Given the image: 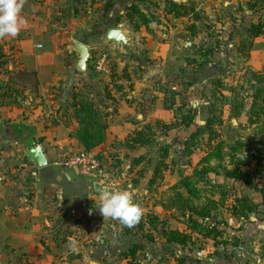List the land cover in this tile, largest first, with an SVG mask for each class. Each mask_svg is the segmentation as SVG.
<instances>
[{"label": "rangeland", "instance_id": "rangeland-1", "mask_svg": "<svg viewBox=\"0 0 264 264\" xmlns=\"http://www.w3.org/2000/svg\"><path fill=\"white\" fill-rule=\"evenodd\" d=\"M77 2L82 3L81 0ZM104 2L100 0V6H94L95 9H91L86 18L79 16L67 22L74 29L69 37L80 39L90 48L85 72L72 70L76 80L71 94L86 99L94 97L96 107L103 115L105 113V121L112 119L107 118L105 109L98 107L104 105L100 103L103 100L110 104L107 112L111 115L120 113L118 107L125 112L121 106L129 105L133 107L131 120H135V113H140L143 121L137 125L151 127L147 132L152 143L142 150L140 155L144 159L135 169L137 174L134 173L133 180H125L126 175L123 177L122 173H116L112 178L118 190H128L132 194L134 203L143 211L142 217L153 214L161 220L156 223L158 229L150 230L147 224L144 228L140 227L141 219L133 227H127L118 220L102 217L93 229L86 227L74 233L68 232V237L77 239V250L69 251L67 243L58 245L57 250H53L52 264H62V252L63 255L79 253L81 261L85 257L99 264H127L122 253L132 244L142 246L133 258L137 264H177L178 258L186 259L185 264H193L195 259L204 264L206 257L212 254L220 256V253L226 255L234 251L232 246H225L220 240L214 244L195 236L186 246L167 243L160 231L163 226L184 229L186 225L183 214L174 207L169 210L164 207L172 198V187L185 177H191L197 190V196L189 200L191 203L199 206L207 203L208 199L213 200L211 214L219 223L223 238L246 234V228H253L257 222L264 224V102H261L263 112L256 117L249 109L252 100L247 98L256 88L264 89V35L253 38L247 30L253 22H264L262 0H179L173 2L180 7L178 13L167 10L166 0L138 2L148 19L147 25L138 18L133 23L124 21L122 8L130 0H120L117 21L111 19L106 26L99 22L103 19L100 10ZM114 24H119L133 38L134 59H123L119 51L104 45V32ZM135 25H138L137 29ZM5 48V59L12 62V53ZM73 51L71 44L70 57L66 62L72 68L76 60ZM101 52L108 57L109 70L106 74L98 73L94 68L97 54ZM6 69V66L2 67L3 71ZM254 74L263 81L257 82ZM26 78L33 87V79ZM107 79L114 80V83L108 85ZM4 80L0 78V86ZM19 80L25 81V76ZM116 85L120 88L117 89ZM49 89L56 88L52 86ZM114 89L119 93L113 98ZM53 93V97H48V104L57 110L65 108L67 112L64 115L73 118L71 100L61 99L59 89ZM192 110L196 115L190 127L165 128L164 124L177 122L182 114ZM237 112L239 115L234 116ZM210 117L215 120L211 127L218 134L217 140L222 142L223 151L232 153L231 148L239 142L241 145L236 157L261 155L260 173L255 166L249 165L245 168L244 181L215 173H208L202 178L194 175L205 165L204 157L216 141L206 143L205 131L191 154L185 153L182 143L190 132L202 128ZM218 120L221 123H217ZM115 126H122L121 120ZM161 147L167 148V156L163 160L164 165H160V173L154 175ZM2 148L0 146V151ZM227 161L225 156L222 165L229 166ZM209 165L218 166V163L211 159ZM152 175L154 180L149 182ZM178 190L187 197L183 188ZM239 197L255 205V212L249 213L247 219L236 220L227 207ZM261 235L264 239V231ZM263 248L264 244L260 245L259 252Z\"/></svg>", "mask_w": 264, "mask_h": 264}, {"label": "crops", "instance_id": "crops-1", "mask_svg": "<svg viewBox=\"0 0 264 264\" xmlns=\"http://www.w3.org/2000/svg\"><path fill=\"white\" fill-rule=\"evenodd\" d=\"M81 1L24 0L19 14L24 23L18 35L2 38L1 45L10 50L13 60L8 62L5 56L2 61L6 62L0 64V78H5L0 86V264H52L53 250L67 243L68 232L93 229L102 218L97 209L101 189H95L96 183L51 164L71 151L84 149L76 136L77 123L64 115L67 110L48 104V97H53L52 92L57 89L64 101L72 97L75 63L72 68L66 60L73 41L81 40L69 37L74 29L67 22L79 16L86 18L94 6H100V0ZM115 10L99 22L108 23L117 13ZM3 47L2 53L6 52ZM23 76L26 80H19ZM26 77L33 79V87ZM106 82L110 85L114 80ZM52 86L56 89H49ZM118 93L114 89L111 95L114 98ZM91 99L96 104V99ZM100 103L104 105L98 107L105 109L112 121H106L105 139L92 150L111 176L122 173L125 180H133L135 169L143 162L134 159L141 157L146 146L127 147L125 141L144 127L137 125L143 121L142 115L135 113L137 120H131L133 107L129 105L121 106L125 112L118 107L120 113L111 115L107 100ZM119 120L122 126H115ZM29 136L41 145L48 161L46 166L37 167L24 155L23 141ZM127 167L129 170L125 171ZM263 225L257 222L253 228H246V234L234 235L237 245H226L234 251L212 254L204 264H264V248L263 253L258 249L264 244ZM62 255V264L92 261L85 257L81 261L79 253Z\"/></svg>", "mask_w": 264, "mask_h": 264}, {"label": "trees", "instance_id": "trees-1", "mask_svg": "<svg viewBox=\"0 0 264 264\" xmlns=\"http://www.w3.org/2000/svg\"><path fill=\"white\" fill-rule=\"evenodd\" d=\"M147 0H130L128 4H126V7L122 8V13L124 21H128L129 23L135 22V19L138 18L142 21L143 24H148V19L143 13V11L139 8L138 2H145ZM168 4V11L170 12H177V10L180 8L179 5L166 0ZM264 4V0H262ZM116 6V10L114 9V5ZM121 4L120 0H116V2H112L111 0H105V2L102 5L101 12L103 17H106L107 14L110 12L112 13L114 10L117 11L118 5ZM254 6V5H253ZM119 8V7H118ZM178 13V12H177ZM118 13H115L114 16L111 18L114 21H117ZM109 19V20H111ZM109 23V22H108ZM108 23L104 24L105 26L108 25ZM136 29L138 28V25H135ZM247 30L251 33L253 38H256L262 34H264V22L258 21L253 22ZM1 52V51H0ZM5 57L4 53H0V58ZM6 61L1 59L0 64H4ZM24 74V73H23ZM33 74V73H26ZM255 78L257 82L263 81L259 75H255ZM117 89L120 88V86H115ZM247 98H251V103L249 106L250 111L258 117V115L263 112V107L261 105V102H264V89L263 87L256 88L250 96ZM260 100V101H259ZM71 106H72V114L73 119L77 123L78 127L76 130V136L80 143L83 145L85 149H93L95 146L101 144L106 136V128L107 124L104 119V115L101 113L97 107L96 104L92 99H86L83 97H79L77 95H73L71 97ZM242 106V103L239 105ZM172 108V107H168ZM108 115V114H106ZM196 113L195 111L187 112L182 114L179 121H173L172 123L164 124L165 128L172 129L174 127L177 128H188L193 124L194 117ZM239 112L234 113V116H238ZM254 121H252L253 123ZM217 123H221V120H218ZM215 124V120L213 117L207 118L205 120V123L203 127L197 128L196 130L190 132L188 137L183 141V150L186 154H191L192 149L197 146L198 141L201 139V135L206 131L207 132V141L206 143H212L215 142V145H213V148L208 151L204 157L205 165L201 167V169L195 171L194 175L202 178L204 175L208 173H215L216 175L221 174L224 178H230L235 181H244L246 170L245 168L249 165H253L256 167L257 172L260 173V164L262 162L261 155H243L241 158L236 157L237 153H239V145H241L238 142L233 145L231 148V152L225 153L223 151L222 142L218 141V134L216 131L211 127V125ZM151 127L149 125H146L145 127H142L140 129H137L134 131V134L132 137L128 138L125 141V145L127 147H135V146H147L152 143L150 135H148V132ZM167 156V148L161 147V156L159 162L155 165L153 174H159L160 173V165H164V158ZM228 157L227 165H222V162L224 158ZM144 157H138L134 159L136 162H141ZM211 159L216 160L218 163V166L209 165L211 162ZM154 175H152L149 178V182H152L154 180ZM250 184V183H249ZM181 187L187 193V197L183 196V193L178 190V188ZM174 189V193L172 195V198L170 197L169 205L165 204L164 207L169 209L175 208L176 211L183 214V216L186 217V225L184 229L179 228H171L163 226L160 233L162 239L167 243H175L181 246H186L191 240L193 241L194 236L196 238H199L201 240H209L212 241L214 244L217 242V240H220V242L225 244H231L232 246H236L238 241L235 236H232L231 238H223L222 236V230L219 229V223H217L211 214V211L214 209V202L213 200H207V203H204L203 205H195L191 203L189 200L190 198H194L197 196V190L194 188L191 177H185L180 179V181L172 187ZM227 207L230 209V214L233 218L236 220L241 219H247L248 214L255 212V205L252 203H249L246 198L239 197L238 199H235V203L229 204ZM144 220V222H142ZM161 219L157 215H146L141 218L140 227L144 228V224L148 225V228L150 230H156L158 229L157 222ZM163 223V222H162ZM151 236L152 235H148ZM147 236V237H148ZM150 237V238H151ZM153 238V237H152ZM213 244V245H214ZM142 248L139 244H132L129 246V248L122 253V257L127 260V264H137L133 258L136 255V252ZM186 259L178 258L176 259L177 264H185ZM199 259H195L193 261V264H203V262L198 261ZM158 264V263H154Z\"/></svg>", "mask_w": 264, "mask_h": 264}, {"label": "clouds", "instance_id": "clouds-1", "mask_svg": "<svg viewBox=\"0 0 264 264\" xmlns=\"http://www.w3.org/2000/svg\"><path fill=\"white\" fill-rule=\"evenodd\" d=\"M24 0H0V38L15 37L24 21L20 18ZM103 218L118 220L122 225L133 227L142 217L141 207L134 203L128 190H103L99 193V207ZM78 241L75 237L67 238L69 251L77 250Z\"/></svg>", "mask_w": 264, "mask_h": 264}, {"label": "water", "instance_id": "water-1", "mask_svg": "<svg viewBox=\"0 0 264 264\" xmlns=\"http://www.w3.org/2000/svg\"><path fill=\"white\" fill-rule=\"evenodd\" d=\"M178 2L179 0H172ZM133 38L125 33L119 24H114L106 28L103 36L104 45L112 50L119 51L122 54L123 59L131 57L135 58V52L133 51ZM74 52L76 53L75 71L77 73H84L86 70V64L90 56L89 48L86 44L73 41ZM23 146L25 148L24 155L29 162H33L37 167H44L48 161L44 154V151L36 139L29 136L24 139ZM95 189H100V186L95 184ZM90 264H99L95 261H91Z\"/></svg>", "mask_w": 264, "mask_h": 264}, {"label": "built area", "instance_id": "built-area-1", "mask_svg": "<svg viewBox=\"0 0 264 264\" xmlns=\"http://www.w3.org/2000/svg\"><path fill=\"white\" fill-rule=\"evenodd\" d=\"M96 72L106 74L109 68L107 54L98 53L94 62ZM51 164L64 170H72L79 177L96 183L103 190H118L112 176L103 166L98 153L92 149H80L69 152L63 157L54 159Z\"/></svg>", "mask_w": 264, "mask_h": 264}]
</instances>
